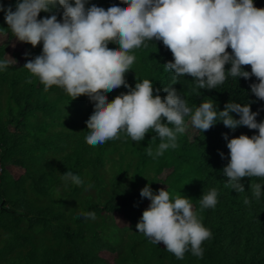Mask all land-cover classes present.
Masks as SVG:
<instances>
[{"label":"trees","instance_id":"obj_1","mask_svg":"<svg viewBox=\"0 0 264 264\" xmlns=\"http://www.w3.org/2000/svg\"><path fill=\"white\" fill-rule=\"evenodd\" d=\"M253 2L264 8V0ZM16 4L17 0H0L5 9L14 11ZM92 4L105 9L127 6L121 0H89L86 7ZM53 12L61 18L58 5ZM7 28L5 13L0 11V37L4 39L0 60L5 59L6 45L14 38ZM146 43L148 47L131 53L136 61L126 74L130 86L144 79L152 81L154 88L172 86L193 110L208 98L215 101L218 111L229 101L250 103L252 111L259 113L257 122H264V101L250 89V84L258 83L255 77L229 76L214 90L197 88L187 76L176 77L172 84L175 74L164 68L173 60L171 52L162 41ZM24 50L20 63L0 70V264H108L101 252L113 256L112 264H264V178H244L245 191L237 192L225 186L228 181L223 173L230 160L224 135L229 140L242 134L251 137L258 135L257 130L244 126L232 130L217 121L206 132L194 128L192 139L178 134V147L159 157L155 151L161 141L153 130L141 142L121 133L120 139L92 147L85 137L93 103L86 96L72 101L55 86L45 92L38 78L23 68L26 54L28 59L41 54L42 44L36 48L24 44ZM243 70L251 72L250 66ZM127 91L121 87L107 93L109 102ZM149 148L153 156L148 155ZM9 167L22 172L14 178ZM66 171L79 175L84 184L65 186L61 176ZM148 184L154 193L160 185L173 196L192 200L193 210L212 234L202 243V259L189 250L178 260L165 246L151 243L138 232L143 204H150L140 191ZM255 184L261 185L259 198L253 196ZM213 188L218 192L216 206L201 209L202 196ZM87 212H94L96 218L80 215ZM113 214H120L125 225L108 222Z\"/></svg>","mask_w":264,"mask_h":264},{"label":"clouds","instance_id":"obj_2","mask_svg":"<svg viewBox=\"0 0 264 264\" xmlns=\"http://www.w3.org/2000/svg\"><path fill=\"white\" fill-rule=\"evenodd\" d=\"M121 2L127 6L115 4L105 9L95 4L86 7L89 0H17L14 11L3 5L0 11L5 13L7 29L16 42L32 48L42 44L41 54L32 59L26 54L23 68L38 78L45 92L55 86L72 101L86 96L93 103L94 111L86 121L88 145L95 147L120 139L121 133L141 142L153 130L161 141L155 151L159 157L169 148L178 147V134L186 133L188 121L201 132L220 121L228 129L244 126L258 131V135L242 134L230 140L224 135L230 155L223 169L228 181L225 186L244 192V178H264V122H257L259 113L252 111L250 103L229 101L218 111L215 101L208 98L193 110L172 86L154 88L152 81L144 79L133 88L126 80L136 61L131 53L148 47L147 41H162L173 57L164 64L165 71L175 74L172 84L177 82L176 77L187 76L197 88L214 90L229 76L244 80L255 77L258 83L250 84L251 93L264 101V8H257L253 0ZM57 5L62 9L60 19L53 12ZM41 13L48 15L41 18ZM109 44L118 47L110 48ZM5 55L0 70L17 64ZM248 66L251 72L243 70ZM121 87L128 91L109 102L107 93ZM161 91L167 95L162 97ZM148 155L153 156L151 148ZM220 155L223 158V153ZM61 179L65 186L84 184L71 171L62 174ZM252 191L259 198L261 185H253ZM217 195L215 188L203 195L201 209L214 208ZM140 196L150 204L136 225L138 232L153 244L162 243L178 260L189 250L202 259V243L212 234L193 210L192 200L173 196L164 188L154 193L151 184L140 191ZM244 203L249 200L246 198ZM80 215L96 218L94 212Z\"/></svg>","mask_w":264,"mask_h":264},{"label":"rangeland","instance_id":"obj_3","mask_svg":"<svg viewBox=\"0 0 264 264\" xmlns=\"http://www.w3.org/2000/svg\"><path fill=\"white\" fill-rule=\"evenodd\" d=\"M4 39L2 37H0V43L3 41ZM24 44L22 43H18L15 41V37L7 43L6 45V50L5 53L10 55L12 58H14L17 63H20L23 60L24 57ZM4 57L6 58V55L4 54ZM189 127L186 131V136L188 137V139H192L193 136L195 135V130L194 128L191 126L190 121H188ZM12 128V127H11ZM11 128L9 127V130H11ZM8 172L11 174L12 177L16 178L18 175L21 174V170L17 169V168H8ZM167 173V171H164L161 175L160 178H163L165 176V174ZM158 190L162 188V186L157 185ZM157 190V192H158ZM156 192V193H157ZM149 207V204L144 203L143 204V211L146 210ZM114 223L118 226L121 225H125V220L123 219V217L120 214H113L111 215V217L108 219V222ZM161 246H164L162 243L160 244ZM100 256L102 258H104L106 260V262L108 264H112V258L113 256L106 253V252H101Z\"/></svg>","mask_w":264,"mask_h":264}]
</instances>
